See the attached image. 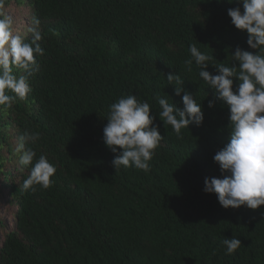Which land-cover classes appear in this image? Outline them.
Here are the masks:
<instances>
[{
    "label": "trees",
    "instance_id": "trees-1",
    "mask_svg": "<svg viewBox=\"0 0 264 264\" xmlns=\"http://www.w3.org/2000/svg\"><path fill=\"white\" fill-rule=\"evenodd\" d=\"M11 6L26 17L22 34L40 20L44 55L32 93L0 109V264H264V205L224 209L203 191L205 177L221 178L213 157L229 141V111L208 107L214 89L184 63L192 44L212 74L233 65L237 46L255 51L227 14L238 0H5L0 11ZM168 73L203 106V125L183 139L158 116V97L183 108ZM131 94L164 136L148 173L116 170L103 140L109 105ZM24 133H39L27 147L56 167L48 189L23 188ZM233 236L241 246L226 255Z\"/></svg>",
    "mask_w": 264,
    "mask_h": 264
},
{
    "label": "clouds",
    "instance_id": "clouds-1",
    "mask_svg": "<svg viewBox=\"0 0 264 264\" xmlns=\"http://www.w3.org/2000/svg\"><path fill=\"white\" fill-rule=\"evenodd\" d=\"M238 2L242 9L229 8L227 14L237 30L247 33L246 43L255 51L237 46L232 53L233 65H219L215 67L216 74H212L206 70L210 57L192 44L188 49L191 58L184 63L191 72L195 62L200 69L199 77L214 89V99L208 100V107L213 108L219 100L229 111V141L213 157L221 178L205 177L203 191L215 194L224 209L245 206L256 210L264 205V0ZM4 3L5 0H0V9ZM27 34H31L30 41ZM41 40L37 17H32L31 26L22 34L14 27L12 18L0 11V109H10L17 99L24 101L32 93L29 80L39 71L37 57L44 55ZM166 80L169 85L174 81L181 85L174 86V90L177 96L184 93L183 108L158 97V116L164 126L172 127L178 139H183V129L203 125V106L183 88L179 74L168 73ZM234 80L239 81L236 87ZM152 110L147 101H140L133 94L109 105L103 140L114 154L112 165L116 170L123 166L135 167L145 173L150 171L149 162L164 140L155 123L156 116L150 115ZM39 138V133H24L18 137L15 148L19 164L31 166L23 182L25 190L35 191L36 186L48 189L53 183L50 178L56 173L55 165L46 156L35 159V151L27 147L29 142L35 143ZM223 245L226 246L225 254L231 255L240 248L241 241L233 236L225 238Z\"/></svg>",
    "mask_w": 264,
    "mask_h": 264
},
{
    "label": "rangeland",
    "instance_id": "rangeland-1",
    "mask_svg": "<svg viewBox=\"0 0 264 264\" xmlns=\"http://www.w3.org/2000/svg\"><path fill=\"white\" fill-rule=\"evenodd\" d=\"M11 8H12V10H11ZM26 12H27V9H23V15H25ZM8 15L12 18L14 27L19 32H22V27L26 26V24H27L26 17L25 16L23 17L24 22H23V24H21V22H20L21 18L18 16V9L17 8H13L12 6L8 10ZM27 20H28V18H27Z\"/></svg>",
    "mask_w": 264,
    "mask_h": 264
}]
</instances>
